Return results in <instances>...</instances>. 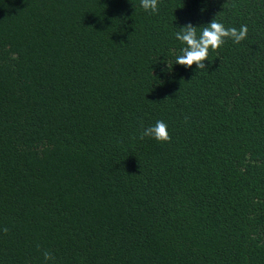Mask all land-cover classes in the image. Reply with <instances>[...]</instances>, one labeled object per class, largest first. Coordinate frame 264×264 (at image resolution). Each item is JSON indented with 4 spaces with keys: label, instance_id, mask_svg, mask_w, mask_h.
<instances>
[{
    "label": "trees",
    "instance_id": "trees-1",
    "mask_svg": "<svg viewBox=\"0 0 264 264\" xmlns=\"http://www.w3.org/2000/svg\"><path fill=\"white\" fill-rule=\"evenodd\" d=\"M158 9L0 0V264H264V0ZM213 19L247 38L175 64Z\"/></svg>",
    "mask_w": 264,
    "mask_h": 264
},
{
    "label": "clouds",
    "instance_id": "clouds-1",
    "mask_svg": "<svg viewBox=\"0 0 264 264\" xmlns=\"http://www.w3.org/2000/svg\"><path fill=\"white\" fill-rule=\"evenodd\" d=\"M141 7L145 11L152 13L158 12V0H141ZM196 26L191 23L180 28L176 33V38L181 41L185 47L182 49V54L176 57L175 64H179L186 68L197 66L198 70L206 69L208 66L205 61L208 60L209 51H216L219 49L227 39L239 44L247 38L248 27L242 25L239 29L225 28V26L213 19L206 26H202L200 34L197 33ZM169 67V64H168ZM170 69V67H169ZM151 137L160 143L170 142L171 137L168 131V126L163 121H157L153 126L145 128L140 138ZM7 233L8 229H3ZM44 260L49 261L54 259L52 254L48 251L43 253Z\"/></svg>",
    "mask_w": 264,
    "mask_h": 264
}]
</instances>
